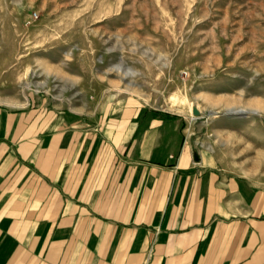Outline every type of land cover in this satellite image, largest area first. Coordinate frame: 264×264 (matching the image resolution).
Here are the masks:
<instances>
[{"label":"crops","instance_id":"1","mask_svg":"<svg viewBox=\"0 0 264 264\" xmlns=\"http://www.w3.org/2000/svg\"><path fill=\"white\" fill-rule=\"evenodd\" d=\"M182 122L0 106V264H264V119L240 163Z\"/></svg>","mask_w":264,"mask_h":264},{"label":"rangeland","instance_id":"2","mask_svg":"<svg viewBox=\"0 0 264 264\" xmlns=\"http://www.w3.org/2000/svg\"><path fill=\"white\" fill-rule=\"evenodd\" d=\"M124 96L240 163L264 119V0H0V106L95 116Z\"/></svg>","mask_w":264,"mask_h":264},{"label":"water","instance_id":"3","mask_svg":"<svg viewBox=\"0 0 264 264\" xmlns=\"http://www.w3.org/2000/svg\"><path fill=\"white\" fill-rule=\"evenodd\" d=\"M193 112H194L195 114H198V113H199V110H198V108H197V107H195V108H194V110H193ZM236 112H237V111H236ZM236 112H235V113H236ZM237 113H240V112H237Z\"/></svg>","mask_w":264,"mask_h":264},{"label":"bare ground","instance_id":"4","mask_svg":"<svg viewBox=\"0 0 264 264\" xmlns=\"http://www.w3.org/2000/svg\"><path fill=\"white\" fill-rule=\"evenodd\" d=\"M244 110V109H243Z\"/></svg>","mask_w":264,"mask_h":264}]
</instances>
